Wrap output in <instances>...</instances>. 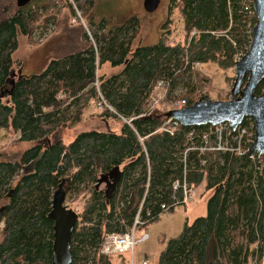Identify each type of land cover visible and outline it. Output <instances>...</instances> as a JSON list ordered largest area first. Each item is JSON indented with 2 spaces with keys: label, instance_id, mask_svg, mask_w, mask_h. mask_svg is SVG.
I'll list each match as a JSON object with an SVG mask.
<instances>
[{
  "label": "trees",
  "instance_id": "trees-1",
  "mask_svg": "<svg viewBox=\"0 0 264 264\" xmlns=\"http://www.w3.org/2000/svg\"><path fill=\"white\" fill-rule=\"evenodd\" d=\"M6 1L0 0V12L7 15L0 20V132L7 130L18 143L32 147L19 160L0 159V264H53L50 213L53 196L63 183L65 204L86 197L73 231L72 264H113L115 256L100 253L105 235L126 232L141 206L144 220L159 219L162 206L173 205L174 197L183 195L181 189L174 190L177 181L211 192L207 215L187 222L183 232L167 242L158 264H264L260 156L251 151L237 155L197 150L185 159L192 142L204 145L203 135H208L210 145L216 144L215 127L180 123L171 135L160 129L172 108L149 112L160 81L169 85L161 106L177 100L190 106L205 97L207 85L198 88L200 93L191 88L175 95V100L171 95L189 76L199 83L208 80L194 64H214L222 71L235 68L236 55L250 38L248 27L257 22L254 0H171L184 18L183 41L174 38L168 20L156 44L138 47V20L107 30L104 22L93 20L95 0H73L89 19L94 44L52 60L43 72L29 76L22 75L13 59L19 35L29 45L37 44L34 33H45L72 6L65 0H36L19 8L11 0L5 7ZM106 64L124 69L119 75L98 77ZM16 68L19 71L12 76ZM100 95L116 112L105 109L95 114L109 129L81 132L66 144L61 131L81 124ZM122 118L132 119L131 124L114 130L112 122ZM246 124L248 119L242 125ZM190 133H195L192 140ZM113 175L115 188L106 192L98 188L103 176Z\"/></svg>",
  "mask_w": 264,
  "mask_h": 264
},
{
  "label": "rangeland",
  "instance_id": "rangeland-1",
  "mask_svg": "<svg viewBox=\"0 0 264 264\" xmlns=\"http://www.w3.org/2000/svg\"><path fill=\"white\" fill-rule=\"evenodd\" d=\"M144 1L145 0H95L92 10L93 20L96 23L104 22L109 30H114L116 28L125 26L132 20H138L139 27L138 36L135 40V47L156 44L163 31V25L168 20H170V26L173 30L174 38L177 41H183L185 33L184 18L179 9L171 5V0H159L160 4L153 12L146 10ZM8 3H13V1L7 0L4 6L6 7ZM11 10L14 11V9ZM78 11L80 12L81 19H79V15H77L79 12H76L77 17H75V12L71 11V9H65L64 11V15L69 19L70 26L76 29H67V36L72 40H81V42L85 41L88 45L89 43L94 44V33L88 25L89 19L88 17H84L82 11ZM6 16L7 15L4 12H0V20ZM74 19L77 21L76 24H73ZM82 19L85 25L82 24ZM56 29L57 25L53 24L45 33H42L41 35L38 33L39 30L36 31L34 33V38L37 44H39L37 46L35 45L34 47L29 45L26 38L19 35L18 49L14 53L13 59L17 64V68L21 67L23 76L39 74L46 69L49 60L52 57V53L50 48L43 47L42 44L40 45V42L52 35ZM75 31H77V33ZM85 35L87 37H85ZM64 51L69 53L71 51V45L60 52L62 53ZM118 68L119 67L116 69L118 70ZM107 69L108 68L106 67H102L97 76L99 77V75H106L104 73L107 72ZM198 69H201L203 75L207 77L208 80L199 83L196 81L195 76H189L184 84L176 87L175 93L171 95L174 100L175 95H183L191 88L197 89V92L200 93L201 90L198 88L201 85H207V87L205 86L206 88L203 90V93L212 101H228L231 99V90L236 78L235 69L222 71L219 70L214 64L204 65V67L200 65ZM18 71L19 69H17L15 73ZM186 86L190 87L186 89ZM158 108L160 110L168 111L173 108V105H158V107L155 108V111ZM99 112L101 111L97 108V104L94 103L93 107L91 106L88 108L82 124H79L72 130L61 131L60 137L66 144H68L72 142L75 136L81 132L91 131V129L105 131V123L103 124L104 121L99 120L95 116V114ZM123 123H125L123 120H114L112 122V128H116V130H118ZM31 147V143H18L15 139V136L7 130H2L0 132L1 160H19L23 153ZM18 180L19 178L15 181L17 182ZM196 192V199L192 203L186 206H179L173 212H166L162 214L159 219L147 226L146 229L140 230V232H148L150 239L147 242L137 246L134 257H131L130 254H125L123 256L117 255L113 257V264H143L145 260H149L151 264H158L160 253L166 248L167 242L171 238L178 237L183 232L187 222L192 224L196 219L207 215L208 200L211 197V192H205L204 186L196 189ZM84 199L86 200V197L83 195H81V197L77 198L76 200L72 198L70 199V202L67 204V206L79 214L82 211L83 202L85 201Z\"/></svg>",
  "mask_w": 264,
  "mask_h": 264
},
{
  "label": "water",
  "instance_id": "water-1",
  "mask_svg": "<svg viewBox=\"0 0 264 264\" xmlns=\"http://www.w3.org/2000/svg\"><path fill=\"white\" fill-rule=\"evenodd\" d=\"M35 0H17V6L24 8ZM159 0H145L147 11H155ZM257 14V25L254 27V41L248 53L235 64L236 78L228 101H212L208 96L200 98L194 104L182 109L173 110L168 118L178 120L183 127H217L229 124L232 132L244 123L247 118L255 121V142L251 152L264 157V88L258 95L257 90L264 82V0H254ZM16 75L12 72V76ZM18 75L22 76L19 72ZM108 125V124H107ZM109 129V125L107 126ZM119 175V169L116 171ZM112 177L103 176L99 182L102 188L104 182ZM112 181V180H111ZM115 185V184H114ZM67 193L62 187L53 196L50 218L54 221L53 264H72V236L79 221V215L65 204Z\"/></svg>",
  "mask_w": 264,
  "mask_h": 264
},
{
  "label": "built area",
  "instance_id": "built-area-1",
  "mask_svg": "<svg viewBox=\"0 0 264 264\" xmlns=\"http://www.w3.org/2000/svg\"><path fill=\"white\" fill-rule=\"evenodd\" d=\"M65 1L70 2L72 6V11L75 12V17H77L76 12H79L78 11L79 8H77V6L75 5V2L73 0H65ZM57 3L59 5H62L61 2L60 3L57 2ZM253 8H254V3H253ZM254 12L256 13L255 8H254ZM79 14L80 12L77 13V15ZM78 17L79 19H81V16H78ZM76 23L77 21L76 19H74L73 24H76ZM255 26H256V23L253 25L252 24L249 25L248 27L249 35H250L249 41L246 42L244 44V48L237 53L236 59H235L236 63L241 61L242 58L250 50L252 43L254 41V27ZM195 34L196 32L194 31L191 37H193ZM95 49H97V47H95ZM200 65H201L200 63H196L194 64L193 68L198 69ZM96 81H97L96 85L99 86L98 79ZM159 86L162 89H164V96H166L168 87H169L168 82L160 81ZM96 104H97V108L100 111H104L105 109H108L109 111L116 113L115 110L112 108V106H110L106 102V100L104 99L102 95H100L99 101ZM156 104H157V100H154L151 105V109L149 111L151 114L155 112ZM186 107H188L187 102L184 100H181V101H177L173 103L172 109L182 110ZM121 120H123L126 124H131V121H132V119L128 120V119H123V118ZM179 127H180V122L178 120L167 119L164 125L162 126V128L160 129V131H165L167 133H170L171 135H174V133H176ZM215 129L218 135L216 144L210 145V142L208 141V135H203V139L205 141L204 145L197 147L192 142V144L189 146V148L187 149L185 153V159H186L188 152L197 151V150L204 152L208 149H211V151L235 152L237 155H244L245 153H250L251 151L250 146L252 147V145L255 142V129H256L255 122L252 118H248V124H246L245 126L244 125L239 126L236 132H231L228 124H223L221 126L215 127ZM194 135L195 133H190L191 140L193 139L192 136ZM251 157L254 160L255 156L252 155ZM259 160H260V163H264L263 157L262 158L260 157ZM179 189L182 190V194H183L181 199L174 197L175 203L173 205H163L162 210H161L162 213L169 212L178 206L188 205L196 199V196H197L196 190L191 189L186 184V182H184L182 185H180L178 181L175 182L174 190L176 191ZM141 209H142V206H141ZM154 218L151 217V219L149 220H144L142 214L138 213L135 218L133 227L127 230L124 234L109 233L105 235L104 245L100 249V253L102 255L130 254L133 257L137 246L142 243L147 242L150 239V235L148 232L145 231L139 234V230L141 228L145 229L146 228L145 226L150 224ZM144 264H149V263L146 262Z\"/></svg>",
  "mask_w": 264,
  "mask_h": 264
},
{
  "label": "crops",
  "instance_id": "crops-1",
  "mask_svg": "<svg viewBox=\"0 0 264 264\" xmlns=\"http://www.w3.org/2000/svg\"><path fill=\"white\" fill-rule=\"evenodd\" d=\"M54 24L57 25L56 31L52 35L48 36L45 40H42L43 42L42 41L40 42V45L42 44L43 47L51 49L52 57L49 60V62H51L52 60L63 59V58H65L71 54L82 52L84 49L87 48L88 44L85 41L81 42V40H79V41L72 40L70 37L67 36V33H68L67 29L72 28L73 30H76L75 28L70 26L69 19L67 18V16H65L64 14L62 16H59L57 22H55ZM107 30H109V29H107ZM75 32L77 33V31H75ZM38 44H35V45L37 46ZM35 45H33V46L30 45V46L34 47ZM70 45H71V51L69 53H67L65 51L62 53L60 52L61 50H65ZM108 65L109 64H106L103 66V67L108 68L107 72L104 73L108 76L105 75V77H111L113 75H119L122 73V71L124 69L123 66H120L117 70L116 68H113L112 66H110V65L108 66ZM104 123H105V121L103 122V124ZM107 124L108 123H105V129L108 126ZM94 130H98V129H94ZM114 130H116V128Z\"/></svg>",
  "mask_w": 264,
  "mask_h": 264
},
{
  "label": "bare ground",
  "instance_id": "bare-ground-1",
  "mask_svg": "<svg viewBox=\"0 0 264 264\" xmlns=\"http://www.w3.org/2000/svg\"><path fill=\"white\" fill-rule=\"evenodd\" d=\"M254 15H255V17H256V19H257V14L254 12ZM79 16H81L80 14H79ZM82 24L83 25H85V23H84V21H83V19H82ZM256 24H257V22H256ZM94 40V39H93ZM167 96V95H166ZM166 96H164V89H162L160 86H159V83L155 86V88H154V90H153V93H152V103H153V101L154 100H157V104H156V108L158 107V105H160L161 104V102L165 99V97ZM231 131V130H230ZM232 132V131H231ZM206 151H211V149H208V150H206ZM138 213H141V210L139 209V211H138ZM162 214H164V213H162ZM162 214H160L158 217H160ZM137 216V215H136ZM157 217V218H158ZM136 218V217H135ZM135 221V220H134ZM154 221H156V219L154 220ZM153 221V222H154ZM133 225H134V223H133ZM133 225L130 227V228H132L133 227ZM130 228H128L127 230H129ZM126 230V231H127ZM141 230V229H140ZM140 230H139V234H141L142 232H140ZM125 233V232H124ZM124 233H114V234H124ZM139 246V245H138ZM135 252H136V249H135ZM118 254H114V255H104V256H117ZM134 255H135V253H134ZM134 255H133V257H134ZM118 256H123V255H118ZM146 262H148L149 264H151L150 263V261L149 260H145L144 262H143V264L144 263H146Z\"/></svg>",
  "mask_w": 264,
  "mask_h": 264
},
{
  "label": "flooded vegetation",
  "instance_id": "flooded-vegetation-1",
  "mask_svg": "<svg viewBox=\"0 0 264 264\" xmlns=\"http://www.w3.org/2000/svg\"><path fill=\"white\" fill-rule=\"evenodd\" d=\"M112 180V181H111ZM109 179V181L108 182H104L103 184H102V188H99V189H101L102 191H107V190H112L113 188H115V185H116V182L114 181V178L112 177V179ZM115 184V185H114ZM62 186L63 187H65L64 186V183L62 184Z\"/></svg>",
  "mask_w": 264,
  "mask_h": 264
}]
</instances>
